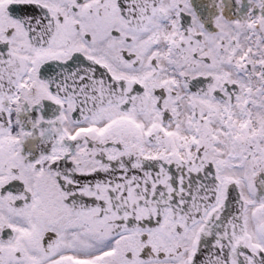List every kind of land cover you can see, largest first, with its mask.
<instances>
[{
	"label": "snow or ice",
	"instance_id": "1",
	"mask_svg": "<svg viewBox=\"0 0 264 264\" xmlns=\"http://www.w3.org/2000/svg\"><path fill=\"white\" fill-rule=\"evenodd\" d=\"M0 264H264V0H0Z\"/></svg>",
	"mask_w": 264,
	"mask_h": 264
}]
</instances>
